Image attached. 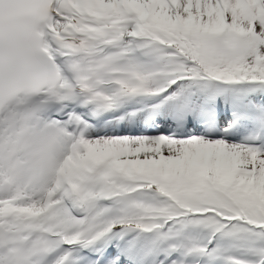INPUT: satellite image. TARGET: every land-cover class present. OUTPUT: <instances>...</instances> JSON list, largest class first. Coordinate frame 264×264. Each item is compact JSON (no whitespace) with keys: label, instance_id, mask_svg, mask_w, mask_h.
<instances>
[{"label":"snow or ice","instance_id":"obj_1","mask_svg":"<svg viewBox=\"0 0 264 264\" xmlns=\"http://www.w3.org/2000/svg\"><path fill=\"white\" fill-rule=\"evenodd\" d=\"M0 264H264V0H0Z\"/></svg>","mask_w":264,"mask_h":264}]
</instances>
